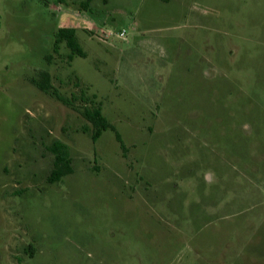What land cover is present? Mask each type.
Instances as JSON below:
<instances>
[{
  "label": "rangeland",
  "instance_id": "rangeland-1",
  "mask_svg": "<svg viewBox=\"0 0 264 264\" xmlns=\"http://www.w3.org/2000/svg\"><path fill=\"white\" fill-rule=\"evenodd\" d=\"M84 1L0 0V264H264V0Z\"/></svg>",
  "mask_w": 264,
  "mask_h": 264
},
{
  "label": "trees",
  "instance_id": "trees-1",
  "mask_svg": "<svg viewBox=\"0 0 264 264\" xmlns=\"http://www.w3.org/2000/svg\"><path fill=\"white\" fill-rule=\"evenodd\" d=\"M93 0H85L82 3L83 8H88ZM166 2L167 0H161ZM61 45L70 51L68 56L70 61H73L75 57L86 58V54L80 45L77 32L72 28H60L55 34L53 52L59 53ZM48 64L53 60L52 55L46 57ZM34 86L41 92L51 95L65 106L72 107L74 102L78 101L77 97L68 98L62 95L58 89H55L52 84V76L49 71H43L40 73L39 79L32 80ZM80 100L85 104L82 115L84 119L90 124L91 127H83V133L90 134L92 142L95 144L102 136V134L108 130L114 132L116 140L120 144L121 149L126 152L127 148L123 142L121 134L117 131V128L111 124L107 118L103 115L102 104L96 103L93 100H87L82 93ZM88 103L92 106L88 107ZM53 154V166L50 174V180L52 182L59 181L62 177L71 174V161L67 158V147L60 141H56L49 148Z\"/></svg>",
  "mask_w": 264,
  "mask_h": 264
},
{
  "label": "built area",
  "instance_id": "built-area-1",
  "mask_svg": "<svg viewBox=\"0 0 264 264\" xmlns=\"http://www.w3.org/2000/svg\"><path fill=\"white\" fill-rule=\"evenodd\" d=\"M112 34V33H111ZM103 37H105V38H109L110 37V35H105L104 33H103V35H102ZM112 36V35H111ZM113 36H117L119 39H122V40H125L126 39V33H125V31H122V32H120L119 34L117 33V34H114ZM107 40V39H106Z\"/></svg>",
  "mask_w": 264,
  "mask_h": 264
}]
</instances>
